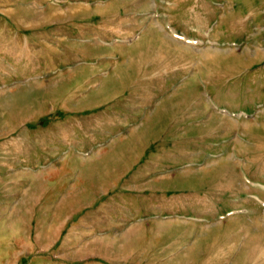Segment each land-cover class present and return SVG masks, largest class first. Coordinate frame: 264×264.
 Instances as JSON below:
<instances>
[{
	"label": "rangeland",
	"instance_id": "374dc122",
	"mask_svg": "<svg viewBox=\"0 0 264 264\" xmlns=\"http://www.w3.org/2000/svg\"><path fill=\"white\" fill-rule=\"evenodd\" d=\"M0 264H264V0H0Z\"/></svg>",
	"mask_w": 264,
	"mask_h": 264
}]
</instances>
